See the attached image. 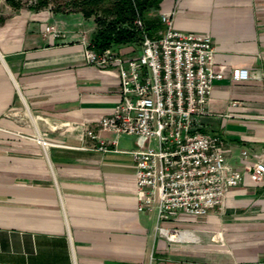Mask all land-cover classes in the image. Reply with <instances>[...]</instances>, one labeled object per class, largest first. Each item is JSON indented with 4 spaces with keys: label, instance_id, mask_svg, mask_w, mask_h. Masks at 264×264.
Instances as JSON below:
<instances>
[{
    "label": "crops",
    "instance_id": "1",
    "mask_svg": "<svg viewBox=\"0 0 264 264\" xmlns=\"http://www.w3.org/2000/svg\"><path fill=\"white\" fill-rule=\"evenodd\" d=\"M161 11L177 29L211 36L212 67L223 77L213 81L202 126L224 138L226 161L242 170L264 151V0H161L149 19L157 24ZM47 24L59 34L46 33ZM96 28L94 16L77 9L0 0V264H149L151 256L165 264H261L264 178L227 187L206 214L165 219L184 232L168 241L156 231L155 210L137 209L128 150L147 142L120 134L117 150L102 152L85 141V129L119 98L117 69L85 61L81 40L92 41ZM235 66L248 78L232 79ZM245 147L251 154L242 159Z\"/></svg>",
    "mask_w": 264,
    "mask_h": 264
},
{
    "label": "built area",
    "instance_id": "2",
    "mask_svg": "<svg viewBox=\"0 0 264 264\" xmlns=\"http://www.w3.org/2000/svg\"><path fill=\"white\" fill-rule=\"evenodd\" d=\"M36 3L29 0L28 4ZM152 10L144 16L137 13L132 21L139 36L131 43L138 45L136 54L127 55L118 46L96 50L91 41L81 40L88 64L115 67L119 76L118 100L110 113L85 129V141L102 152L117 150L120 134H134L147 142L128 150L136 168L137 209L155 210L156 231L173 241L184 232L162 221L180 211L206 214L221 203L227 187L245 177L262 181L264 151L254 153L257 160L242 170L226 161L224 138L203 130L201 121L212 114L207 102L213 81L223 77L212 67L215 44L208 34L177 29L169 12L157 14L161 26L151 33L146 19ZM44 31L53 36L60 32L54 24H47ZM248 76L242 66L230 72L234 80ZM98 129L109 130L114 137L102 138ZM250 154L246 147L240 151L242 159ZM149 264L165 263L151 256Z\"/></svg>",
    "mask_w": 264,
    "mask_h": 264
},
{
    "label": "trees",
    "instance_id": "3",
    "mask_svg": "<svg viewBox=\"0 0 264 264\" xmlns=\"http://www.w3.org/2000/svg\"><path fill=\"white\" fill-rule=\"evenodd\" d=\"M160 1L112 0L106 4L104 0H74V3L84 16H94L97 28L91 42L96 50H103L138 40V33L132 25L133 19L137 13L144 16L150 8L158 7ZM47 3L48 0H39L33 8L45 6ZM150 22L155 24L153 19H146L147 28L154 33L161 24L157 20L153 27L150 26Z\"/></svg>",
    "mask_w": 264,
    "mask_h": 264
},
{
    "label": "rangeland",
    "instance_id": "4",
    "mask_svg": "<svg viewBox=\"0 0 264 264\" xmlns=\"http://www.w3.org/2000/svg\"><path fill=\"white\" fill-rule=\"evenodd\" d=\"M111 1L112 0H104V3L107 4V3H110ZM20 2L28 4L29 0H20ZM47 5L50 6L52 9H55L61 12H68V11H73L77 9V6L75 5L74 0H48Z\"/></svg>",
    "mask_w": 264,
    "mask_h": 264
}]
</instances>
